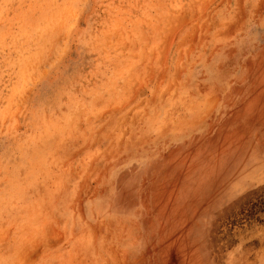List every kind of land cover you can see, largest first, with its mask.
Here are the masks:
<instances>
[{
  "label": "rangeland",
  "instance_id": "374dc122",
  "mask_svg": "<svg viewBox=\"0 0 264 264\" xmlns=\"http://www.w3.org/2000/svg\"><path fill=\"white\" fill-rule=\"evenodd\" d=\"M0 264H264V0H0Z\"/></svg>",
  "mask_w": 264,
  "mask_h": 264
}]
</instances>
